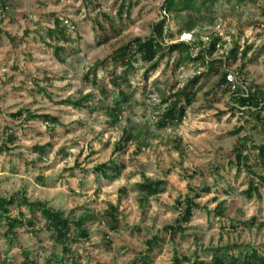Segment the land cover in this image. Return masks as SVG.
<instances>
[{"label":"rangeland","instance_id":"obj_1","mask_svg":"<svg viewBox=\"0 0 264 264\" xmlns=\"http://www.w3.org/2000/svg\"><path fill=\"white\" fill-rule=\"evenodd\" d=\"M7 1L8 16L0 29L14 40L0 34V145L11 133L15 140L9 144L10 151L0 153L1 197L24 192L30 201L46 202L70 218L92 211L96 218L88 224L89 239H77L71 244L80 264H139L146 253L145 241L153 235L160 241L148 253L151 264H173L175 255L189 259L181 264L210 261L216 247L234 255L251 248L264 254V192L261 188L260 197H247V169L243 166L237 171L230 164L233 148L238 140L245 139L252 156L248 164L264 175V170L252 161L256 149L251 147L263 142L264 127L248 123L251 120L244 110H239L227 94L216 90V74L191 62L174 70L171 65L180 53L166 57L146 80L141 75L143 68L135 66L130 76L132 88L128 89H136L131 108L125 109L115 123H109L106 113L107 107L113 105L112 62L108 60L103 69H97L96 84L82 80L90 64L107 58L134 37L147 36L151 24L163 15L164 0H126L133 6L122 20L117 19L116 7H112L116 0H95L98 7L94 11L84 0H44L46 5L39 7L40 13L53 12L68 19L70 34L79 37L72 44L78 51L66 57L65 63L59 62L52 48L40 39L44 29L52 26V19L34 16V9L28 7L26 0ZM216 10L214 24L204 23L200 25L204 28L195 33L204 41L210 32L223 37L226 44L213 57L222 61L234 39L240 49L252 45L243 71H238L239 61L229 68L237 83L264 86V0L240 5L222 2ZM98 12L117 19L116 29L122 26L116 35L110 31L109 42L100 45L93 22ZM170 26L178 27L174 21H170ZM189 38L188 33L180 35L181 40ZM198 73H205L200 79L198 98L183 122L159 129L156 104L160 95L155 88L169 91L168 86L174 83L181 87ZM212 88L218 100L206 107L207 99L212 98L206 93ZM87 94L91 109L79 110L62 102ZM19 109L58 117L60 125L51 127L39 119L26 121L25 114L13 117ZM128 133L141 135L125 142ZM117 143L124 145L123 149H116ZM35 145L46 148L42 153L33 149ZM109 159L121 166L116 178L96 181L85 172ZM143 176L166 181L164 191L140 201L142 194L137 184ZM187 197L194 199L199 208L194 209L188 223L181 222L183 232L172 239L166 227L176 225ZM220 203L226 210L224 217L214 211ZM111 204L119 213L116 230L103 222L102 213ZM9 209L11 216L27 212L23 205ZM5 222L0 217V264L24 261V251L36 264H46L45 258L59 250L42 223L36 227L37 236L29 228H18V241L10 244L3 236Z\"/></svg>","mask_w":264,"mask_h":264},{"label":"trees","instance_id":"obj_2","mask_svg":"<svg viewBox=\"0 0 264 264\" xmlns=\"http://www.w3.org/2000/svg\"><path fill=\"white\" fill-rule=\"evenodd\" d=\"M34 1L39 2V0ZM84 2L91 8V11L98 7V3L95 0H84ZM222 2L240 5L257 3L258 0H164L161 7L163 15H161V19L151 24L150 32L147 36L134 37L116 48L107 58L96 60L89 65L82 80L84 83L93 82V84H96L98 68L103 69L108 60L114 65L110 72V83L113 86V92L111 93L113 105L108 106L106 111L109 123L117 122L119 115L125 109L131 108L136 89L132 92H129L128 89L132 88L130 76L134 72L135 66L136 68H143L141 75L143 80H146L148 74L155 70L166 57H170L174 53H180L181 55H178L171 65L174 70L179 68L182 63H199L208 72H213L217 75L218 88L216 90L221 94H227L231 102L236 104L239 110H244V113L247 114L246 118L251 120L248 123L251 125L259 123L264 127V86L256 83L246 86L245 84L237 83L236 79L233 83H230L227 79L228 74L234 72L229 68L232 65L231 63L239 61L238 71H243L247 54L251 50L252 45H247L240 49L238 40L234 39L231 47L226 50L224 61H222L213 57L225 46L226 41L223 37L217 32H210L206 35L204 41L201 36L195 33V30L204 28L200 26L204 25V23L214 24L216 17L214 13L217 11V5ZM132 6L133 3L126 0L121 2L116 0L112 3V7H116L115 13L119 17L117 18L118 20H122L123 15L127 17ZM8 9L9 1L0 0V15L2 16L0 24L7 18L8 15L6 16L5 13ZM33 9L35 11L34 16L36 14V17L42 16L52 19V27L45 28L43 34L41 33L42 35H40V39L43 44L52 48L54 57L59 62L65 63L66 57L78 51L72 47V44L79 41V37L76 35L73 38L70 34L66 26L68 19H63L53 13H40L38 8ZM117 19H112L106 13H97L93 22L96 27L98 45L109 42L111 38L110 31L114 32L115 35L119 33L122 26L119 25V29H116ZM170 21H174L178 25L177 29H173L170 26ZM71 24L74 31H76L74 24ZM187 33L190 34V38L181 40L180 35ZM0 34L7 36L11 42L14 40V37L1 29ZM166 63L168 64V62ZM117 68H119V71H117ZM203 75L205 73H198L188 78L181 87H176V83L170 84L167 88L169 91L155 88L160 95L159 102L156 104V125L159 129L176 127L183 122L187 110L197 101L198 92L200 91L199 83ZM233 86H235V89L232 90ZM126 88L127 90H125ZM40 90L45 93L44 89ZM216 90L212 88L206 93V97L210 96V94L212 96L211 99H207L209 104L206 107H210L218 100L216 98ZM101 93L106 94L105 89H101ZM89 98L90 94H87L78 98L69 97L62 102L79 110L91 109ZM23 114H25L26 121L39 119L51 127L60 125L58 117L50 114L32 113L24 109H19L12 116L20 118ZM239 131L240 127L235 130L236 133ZM140 135L141 133L136 136L128 133L125 137V142L135 140ZM14 140L15 136L12 133L8 135L6 141L0 145V153L10 151L9 144L13 143ZM244 140H238V143L233 148L234 156L230 164H234L237 171L242 170L243 166L247 169L249 179L247 188L244 191L246 196L257 195L260 197L261 188L262 192H264V175L256 171L252 164H248L252 156L250 149H246ZM177 146L180 148L179 144ZM123 147L124 145L117 143L115 148L120 150ZM251 147L256 149L252 161L256 165L258 164L260 169L264 170V140L261 144H251ZM45 148L46 145H35L33 149L43 153ZM120 171L121 166L116 163L115 159H109L107 162L99 163L85 172L95 177L96 181H100L101 179L112 180L120 175ZM165 184L166 181L164 180H152L143 176V181L137 184V188L142 194L140 201H144V198L150 195L162 193ZM204 190L209 191L208 188ZM14 195L10 198L0 196V217L6 221V231L3 235L5 241L10 244L18 241V228H29L30 232L37 236L36 227L42 223L41 227L51 234L56 246L59 247V250L53 252L50 258H45L46 264H80L79 255L73 252L71 244L75 243L77 239H89L88 224L96 218V215L92 211L86 210L75 218H70L63 211L48 206L46 202L40 200L30 201L24 192ZM22 205L26 207V213L19 211L16 216L10 215V206L19 207ZM197 208H199V204L194 199L187 197L181 216L176 220V225L166 227V231L169 232L172 239L177 233L183 232L181 222L188 223L193 217L194 209ZM214 211L219 217L226 215L223 203L218 204ZM118 215L117 207L112 204L109 205L102 213L104 224L109 226L110 229L116 230L119 224ZM159 241L160 238L157 235H153L145 241L147 246L146 253L140 258L139 264H151L148 253L152 251ZM24 254V261L17 264H36L30 260L28 252L24 251ZM182 260L187 261L189 259L186 257L179 258L175 255L173 264H181ZM192 264H264V254L259 253L257 249L251 248L249 250H241L234 255L224 248L216 247L212 249L210 261L195 260Z\"/></svg>","mask_w":264,"mask_h":264},{"label":"crops","instance_id":"obj_3","mask_svg":"<svg viewBox=\"0 0 264 264\" xmlns=\"http://www.w3.org/2000/svg\"><path fill=\"white\" fill-rule=\"evenodd\" d=\"M27 2H28V4H29V8H32V10H33V8H38L39 9V7L40 8H43V7H45V5H46V3L44 2V0H39V2L37 3V2H35L34 0H26ZM47 13V12H46ZM48 13H53V12H48ZM53 14H55V13H53ZM56 15V14H55ZM57 16V15H56ZM35 22V24H36V20L34 21ZM52 23H53V21H52ZM38 24V23H37ZM53 25V24H52ZM49 27H52V26H49ZM5 36V35H4Z\"/></svg>","mask_w":264,"mask_h":264},{"label":"built area","instance_id":"obj_4","mask_svg":"<svg viewBox=\"0 0 264 264\" xmlns=\"http://www.w3.org/2000/svg\"><path fill=\"white\" fill-rule=\"evenodd\" d=\"M227 79L230 83H233L235 81V77L233 75V73H229L227 76ZM235 89V86L232 87V90Z\"/></svg>","mask_w":264,"mask_h":264}]
</instances>
